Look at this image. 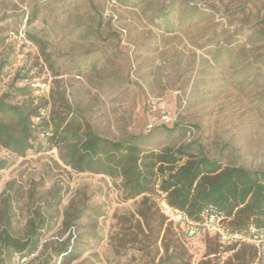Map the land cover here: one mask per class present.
I'll list each match as a JSON object with an SVG mask.
<instances>
[{
  "label": "rangeland",
  "instance_id": "obj_1",
  "mask_svg": "<svg viewBox=\"0 0 264 264\" xmlns=\"http://www.w3.org/2000/svg\"><path fill=\"white\" fill-rule=\"evenodd\" d=\"M0 66V94L30 85L103 137L264 169V0H0ZM0 157V232L46 222L35 253L0 264H54L70 235L71 264H240L242 245L192 233L161 192L127 198L56 147Z\"/></svg>",
  "mask_w": 264,
  "mask_h": 264
},
{
  "label": "trees",
  "instance_id": "obj_2",
  "mask_svg": "<svg viewBox=\"0 0 264 264\" xmlns=\"http://www.w3.org/2000/svg\"><path fill=\"white\" fill-rule=\"evenodd\" d=\"M28 37L40 45L44 43L37 33L28 32ZM20 96L23 98L17 99ZM39 99L30 85L14 86L0 94L1 147L19 155L29 150L60 148L62 159L75 172L91 171L120 179L127 198L165 194L168 206L178 210L189 227L201 225L205 213L229 220L225 228L231 233H246L251 225H264V169L227 165L203 152L194 154L183 144L155 149L144 146L142 136L126 140L103 137L90 125L83 127L74 113L69 117V113L50 110L48 101L42 103ZM47 110L50 112L45 114ZM7 165L8 159L0 157V168ZM45 223L44 219L30 220L26 237L4 229L0 232V248L21 257L32 255L39 249L43 235L40 229ZM71 237L56 246L54 264L59 258L60 264H71L79 257ZM223 242L242 245L238 251L240 264L246 262V255H253L255 261L257 251L253 245ZM42 264L52 262L45 260Z\"/></svg>",
  "mask_w": 264,
  "mask_h": 264
},
{
  "label": "built area",
  "instance_id": "obj_3",
  "mask_svg": "<svg viewBox=\"0 0 264 264\" xmlns=\"http://www.w3.org/2000/svg\"><path fill=\"white\" fill-rule=\"evenodd\" d=\"M164 117L166 118L167 116ZM168 207L170 210L175 211L177 214L183 217V215L178 210H174L170 206ZM223 220L224 217L216 213H205L202 224L191 227V232L197 233L201 229H205L217 234L223 241L249 243L253 245L257 251L254 261L255 264H264V225H251L246 233H231L226 230Z\"/></svg>",
  "mask_w": 264,
  "mask_h": 264
}]
</instances>
